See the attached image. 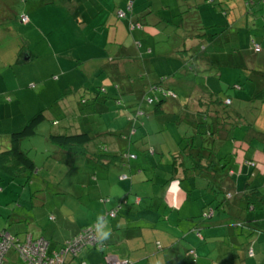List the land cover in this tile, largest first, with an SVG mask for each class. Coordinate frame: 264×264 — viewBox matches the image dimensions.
I'll return each mask as SVG.
<instances>
[{
    "label": "rangeland",
    "instance_id": "rangeland-1",
    "mask_svg": "<svg viewBox=\"0 0 264 264\" xmlns=\"http://www.w3.org/2000/svg\"><path fill=\"white\" fill-rule=\"evenodd\" d=\"M5 1H7L6 4L8 6L11 5L14 8L19 7L20 9V7L23 6L22 11L29 15L30 20L27 23H22L19 18H16L10 21L6 26L0 28L6 29L8 26H11L15 31V33L11 35H1L0 52L6 50L10 51L12 43H15L17 48L22 46V48L25 49L23 54L32 53L33 55V59L29 63L32 64L30 73H32L35 77H40L42 75L41 80H45L49 84L45 85L43 89L39 88L41 81L39 84H37V88L34 89L27 85L28 89L32 91V94L29 96L23 95L19 103L17 100L14 101V104L18 103V106H15L13 109L15 115L18 116L14 117L11 115V117L7 118V120L2 118L0 121L1 126L9 124L11 121H13V128H15L25 124L27 120L24 121L23 118L26 116L29 119L39 111H43L45 115V118L37 127L36 135L23 138V144L21 146L23 151H26L36 162L37 168L33 173L31 180L28 181L25 175H21V173L17 176H15L16 174L13 176L6 172H0V185L3 187V190L0 192L2 193L5 191L9 195L8 198L3 200V204L0 206V229L1 227H7L8 229L10 228L13 230L17 226L23 227L24 225H28L30 223L31 226L36 228V233L39 235H44V237L50 240L52 244H54L53 242L62 244L73 236L75 233L74 228L82 224L86 226H95L98 224L97 230L99 232L102 233V231H107L108 236L116 237V235L121 231L116 229L109 233L110 230L108 229H110V226L115 223L117 218L125 216L124 212H130V210H132V212H130L131 214L142 217L144 220H147L145 215L150 214L149 206L153 208H159V211L163 213V203L166 202V200H163L162 195V192L165 190H163V184L165 179L169 176L167 173H159L158 176L161 177H157V174H155L157 168L160 167L162 170L166 169L167 171L170 168L171 171L172 153L174 150H181V152L183 151L186 143L185 135L195 134L196 139L198 140V132L201 131L203 127L205 129V126L208 123L207 121H211L213 118H209L207 120L206 118L202 119L201 117L204 115L200 111L197 113L195 118L187 115L181 120L179 118L178 111L180 108L178 106L174 107V113L163 112V114H159V117H154L155 119L153 121L155 126L153 128L158 131L154 136L157 137L159 136L158 133H160L163 138L169 139L171 141L175 137L176 145L172 149H170V146L162 148L165 150V154H162L164 153L162 150V152L157 154L152 153L148 155L145 150L146 138L144 137V133L146 131L145 128L143 129L142 124L140 123L145 116L138 113L139 119H135L132 116L133 114H128V112L132 111L128 108L127 112L125 113L123 109L126 104L121 96H119V99L116 101L117 104L111 101V111L106 110L105 112L98 111L97 113H90L89 117V110L86 111L88 113L85 115L79 116L78 114L86 107L84 104H80L76 106V108L70 109L66 113L62 107L64 106L63 104L69 101L72 102L73 107H75L73 100L75 98L81 99L82 96L80 94L75 95L71 89L67 91L63 90L62 88L63 82H68L67 80L75 81L77 76L75 74H68L67 78V75L62 74L63 71L60 69L57 71L55 67L59 64L70 67V65L74 64L75 62L76 65L81 66L84 62H89L86 60V58L92 54L91 51H93L94 48L99 45L105 47L103 43L106 40L105 36H107L108 32H110L111 36H115V31H117L118 39L123 41L125 38H127V27L125 22L116 18L111 11H109V15H104L102 19H93L91 21V16L88 14V12H82L74 9L73 7L69 8V6L65 3V0H55L54 3L41 7H38V5L35 4L36 0ZM104 1L106 4L109 2V0ZM212 4L213 3H203L200 5L197 14H199L200 18L204 21V24L205 22L207 25L208 23L212 24L215 22L217 25H220L219 27H215V29L219 30L224 27L222 25H225V22H229L231 17H234L233 14L236 13L238 9L240 11L243 9V1L240 0H216L214 5ZM252 4L253 3L249 5L250 8H254L252 7ZM236 5H238L237 9L234 8ZM107 8H110V6H107ZM220 8H226V12H229V17L225 15L226 12ZM250 8H248L247 12H245L248 16L250 15L251 19V23L249 22V31H251L250 34L256 38L258 43H262L264 47V33L262 34L259 31L262 26L260 25L262 20H260L257 15L260 14V11L254 12L252 10L255 9ZM262 11H264V9ZM107 23H109V25H106ZM242 23V19H239L236 25L237 28H240ZM244 25L247 24L245 23ZM109 28L111 31L108 30ZM155 30L156 37L163 36L162 34L157 33L158 31H162L163 27L157 26ZM242 31L243 30H241V42L248 44L251 38H249L248 32ZM205 42L209 43L210 41L206 40L204 41V44H206ZM229 43L231 44L232 41H229ZM162 47H165L167 50L170 48L169 45H163ZM245 50L250 56H248L247 61H244V63H247L246 65L244 64L240 68L236 67L238 78L231 69L228 70V76L224 74L222 78H219L213 74L209 69L206 71L203 70L201 63L202 58H199V56H195L193 52H190L189 56L192 58L191 62H193L191 64L184 63V65H182L179 70L180 72L177 71L176 74H173L176 79L188 76L190 78V81L187 82L188 87L186 86V88H181V85L177 83H172L171 85L172 89L177 93V96L179 95L181 100L182 98L184 99L183 108L189 111V101L194 99L196 96V94L192 93L195 90H192L189 86H191L193 83V86L201 85L200 87H202V84H204L209 88L208 90L210 92L213 91L216 94L222 96L229 94L233 97H236L234 104L236 106H240V104H242L244 110L248 109L252 111V107L247 105L250 104L253 106L256 99H259V105L261 106L257 107V109H253L255 113L257 112L254 120H256L258 117V122L260 125L263 124L262 127L264 128V107L262 103V101L264 102V90L259 91V97L256 98V96H253L250 93V85L246 79L250 77L251 74V72H249V68L253 67V69H255L256 63H254V61L256 59L258 61L264 62V48L263 50L254 51V48L248 47ZM257 65H259V62ZM3 66L4 64L0 62L1 79L6 80L10 85L16 84L17 81H19L20 84H23V75H21L19 71L20 65H18V70L16 72L17 77L14 71L16 70V64H12L9 67ZM259 70V73L264 75V69H258V71ZM167 73H171V68ZM58 74H60L59 79L53 77ZM156 77L157 76L154 75L152 81H154ZM164 79L167 80V77L165 76ZM52 81L54 84H51ZM59 82L62 83V87L59 85ZM1 83L2 81L0 80V84ZM234 83H236V89L234 87ZM238 84L246 88L237 90V88H239ZM185 93H191L190 100H185ZM127 96L131 98L136 97L134 93H128ZM238 97L249 98V101L239 100ZM141 103L143 104V107L151 106L150 104H147V97H144ZM191 103L192 102H190V105L193 106L197 102ZM3 108L4 106L1 105V111ZM139 110L144 111L143 109L138 108V111ZM153 113L154 112L151 114ZM243 115L244 119L248 121L245 116L246 114ZM260 115L262 116L260 117ZM123 117H128L130 120L126 130L130 138L133 140L131 142L130 139L131 145L126 150L129 153H134L137 157H139V160H136L135 158L130 160L129 163L132 165V171H129L128 168H123V170H126L128 173L126 174V176L128 175V179L126 181H122V184L128 185L126 188L127 190H124L127 191L126 198H128L130 202L127 204L129 207H125L123 205L122 208H118L120 199L124 196L125 191H118L116 186L99 190L98 188L91 185L94 180L83 185L84 182L89 179V175L82 174L83 170L87 171L88 169L87 165H83L85 162L83 157L79 155L81 158L77 159V161L70 158L68 163V159L66 162H60V159L54 152L57 147L54 146L49 140L48 135L50 132L67 133L66 130H73L72 128L68 127V123L73 125L82 124L85 131L89 132L93 136V139L96 138L95 142L98 143L101 142V138L104 135L102 131L107 130L109 127H115V129H119V119ZM175 120L178 122L177 125L174 123ZM242 126H239L238 129L240 130V128L247 127ZM178 130L182 134H179L180 137L184 135L182 140L180 138L179 143L178 136L176 135ZM187 130L188 133L185 132ZM96 131L101 134H95ZM147 131L149 132V129H147ZM168 135H170L172 138ZM1 136L2 134H0V137ZM93 139L90 146L93 144ZM152 143H154V141H152ZM0 144L3 145L1 140ZM240 144L241 146L237 147L236 151L238 160L243 161V157L252 158L251 160L253 165L249 166L253 168L256 167L255 169L259 170L258 175L260 176V180H262V173L264 172V142L257 138L248 142L240 141ZM224 146L225 148L226 146L231 147L230 143H226ZM257 149L259 157L263 159V161L253 158ZM228 150L231 149L229 148ZM124 157L127 158L126 152ZM146 158L149 160L147 165L142 163ZM165 161L168 165L165 163ZM133 163H141V165L135 167ZM223 163H225V161H223ZM187 164L190 165L188 161ZM153 165H155V168L151 167ZM117 167L118 166H113L112 169ZM89 171L92 173L93 169L89 168ZM118 173V170L113 173L117 178V182L119 179H124L120 176L121 174L118 176ZM225 176L226 175L224 172L223 176L216 180V188L231 184V180H227ZM90 178L92 179L93 176ZM160 179H162V181H160ZM113 183L114 182L111 184ZM102 196H104L105 199H108L106 203L102 201ZM136 196L142 197V205L144 206H141L145 207L146 209L144 208L138 212L139 209H136L138 204L134 203ZM227 197V201H230V198H232L231 196ZM218 198L221 200L223 195L218 194ZM233 200L234 198L232 201ZM152 203L155 204V206L152 205ZM212 203L216 204V201L213 199ZM2 206H6L8 208L5 209ZM113 209H118L117 216L111 218L107 214ZM260 210L261 208L258 207L257 212H260ZM13 211H15V213H21L23 219L17 222L14 218H11V213ZM51 213H54L56 216L54 220L49 219V215H51ZM29 214L31 217H29ZM103 217L105 218L103 219ZM210 219H213V221L215 220L213 216L208 220ZM26 221L27 223H25ZM160 224L164 225L165 222L162 221ZM148 238L149 240L146 244L145 251L149 252L152 251L154 247L157 248L159 245L156 246L155 243L158 242H155L153 235L148 234ZM105 241L106 243H109L108 240ZM182 243L185 244L184 241H182ZM105 246L106 245L103 247ZM92 248L93 247H83L78 253L79 257L92 264L104 262L105 250L102 252L99 247ZM241 249L242 246L240 244L232 243L228 253L230 254L231 252L230 256H226L225 258L220 257L214 264H238L240 262V257L243 256L240 251ZM106 253L112 255V253L110 254L107 250ZM196 254L199 255H196L198 258H203L201 264H212L211 261L205 259V253H200L198 250ZM79 257L71 261L70 264H79L77 260L80 259Z\"/></svg>",
    "mask_w": 264,
    "mask_h": 264
},
{
    "label": "crops",
    "instance_id": "crops-1",
    "mask_svg": "<svg viewBox=\"0 0 264 264\" xmlns=\"http://www.w3.org/2000/svg\"><path fill=\"white\" fill-rule=\"evenodd\" d=\"M234 8L237 9L238 5H236V7ZM244 8H246V6L243 3V9H242L243 12H244ZM242 11L238 9L237 12L233 14L234 18L231 17L232 20L230 19L229 22L227 21L225 22V25H223L224 29L227 28L226 30L230 31L236 37V39L231 40L232 41L231 44L227 43L226 45H218L211 43V44H207L206 47L204 48L205 50L203 52V55L205 54L212 55L213 53L218 54V52L220 53L221 66L217 65L218 61L211 62L210 64L201 62L203 70L206 71L209 69L213 74H215L219 78H222L224 74L228 76V72H229L228 70L230 69L233 70L234 74L237 76L236 68H230L227 66V58L226 57L223 58V53H226L229 50V48H233L235 46H238L241 49H247L248 47H250V41L248 42V44L241 42L242 41L241 30H243L242 32L244 31L248 33L251 32L248 31V26L247 28L244 25L241 26L240 27L241 30L236 26L239 19H242V21L245 22V16L242 14L243 13ZM164 12L169 13V11L167 10ZM166 17L172 18L170 17V15H167ZM247 17H248L247 21H250L251 20L250 15ZM258 18L262 20V22L260 23V25H262V28L259 29V31L260 33L263 34L262 30L264 29V25H263L264 19L263 18L261 19L259 15ZM208 31H212V30L208 29ZM4 33L13 34L15 33V31L12 28L5 29L4 31L2 30L0 31V37ZM136 37L142 40V45L139 47L135 45V41L132 40V38H125L122 41L123 43L122 45L119 46L111 45V47L106 49L105 51L100 50L99 46L98 48H94L93 51H91L92 54L86 58V60H88L89 62L87 63L84 62L83 65L81 66L76 65V62L74 64H71L70 67L65 65L63 66L61 64L57 65L55 69L57 71H59V69L63 71L62 74L67 75V78H68V74L71 75L75 74L77 76V79L75 81H69V80H67L68 82L62 81L63 87H62V83L59 82V85L63 88V90L69 91L71 89L75 95L80 94L82 96L81 99L75 98L73 100V102L75 103V107H73L72 102L69 101L64 103L63 104L64 106L62 107L67 113L70 109H74L76 108V106L80 104H84L86 107L78 115L83 116L86 113H88L86 111L90 110L88 114V116L90 117V113H97L98 111L105 112L106 110L111 111L112 108L111 101L117 104L116 97L121 96L126 104L123 109L125 113L127 112L128 109H131L132 111L128 112V114L131 115L135 112V110L141 108L147 114V116L144 117L145 120L143 119V121L145 122L144 124L145 126L144 127L142 126L143 129L145 128L146 131L144 133V137L147 139V140L145 139V147H149V146L155 147L154 154L162 152V150L164 152L162 154H165V150L162 148H165L167 146H170L171 147L170 149L174 148L176 145L175 142L176 138L173 136L174 138L171 141L169 139L163 138L160 133H158L159 136L155 137L154 135L158 131H156V129L153 128L155 127L153 124V121L155 119L154 117H159V114H163V112L174 113L175 106H178L180 108L178 112H179V118L181 120L184 119L185 116L187 115L195 118L198 112L200 111L202 112L203 108L204 110H208V113L212 115L214 113L212 111L213 105H211L209 108L207 107L202 108V106L198 103L200 101V98L201 100H203L204 103H207V97H206L207 95L204 94L210 91L208 90L209 88L206 87L204 84H202V87H200V85L193 86L192 83L191 86L189 87L192 90H195L192 92L196 94L194 99L190 100L191 93H185L186 96L185 100L186 99L190 100L188 104L189 111L183 108L184 99L182 98L181 100L179 95L176 96V98H167L166 102H164L160 106V111L158 113H153L155 115L149 114L152 113L153 110L152 106L143 107L142 103L140 104L135 103V105L132 104L133 102L139 100V96L142 94L143 89L147 88V86L150 84H155L159 82L161 78L165 76L167 77V80H165L164 84L166 86H169L170 88H172L171 87L172 83H177L181 85V88H186V86L188 87L187 82L190 81L189 80L190 78L188 76H184L180 79H176L173 76V74H176V72L180 70L182 65H184V63L187 62L182 60V58L178 54H167L165 52V47H160L159 45L157 46L154 43L155 38L151 35L149 30L148 31L143 30L137 32ZM192 44L194 45V47H196L195 42H192ZM24 50L18 52L17 49L14 48L13 50H11L10 53L11 55L8 56L7 58L8 60H14L16 63V70H14L15 75L18 70V65H20L19 71L21 75H23L22 76L23 80L21 77L23 84H20L19 81H17L16 84L10 85L6 80L0 78V80L2 81V83L0 84V106L1 105L4 106L2 111L0 109V115H1L0 121L2 120V118L7 120V118L11 117V115H13L14 117L18 116L15 115L13 109L15 108V106H18V103L23 95L29 96L32 94V91L28 89L27 85H29L31 88L34 89L37 88V84H39L41 81L39 88L43 89L45 85L49 84L45 80H41L42 75L40 77H35L33 76L32 73H30L32 64L29 63L33 59V55L32 53L23 54V52H25ZM106 58H108L107 60L113 58L114 61L110 63L111 64H113L114 62L115 63L113 66H107V67L105 66V69H103L102 66L99 64V61L104 60ZM258 62L259 65H257ZM188 63L191 64V60L188 61ZM254 63H256L255 69H253V67H250L249 71L252 70L253 72H251L250 77H248V79L246 78L249 85L251 84L249 89L250 93L256 89L255 87L256 84H258V88L259 85L262 86L264 84V75L260 74L259 72H256L258 69H264V62L258 61L256 59ZM6 67H8V65H6ZM170 68H171V73H167L170 70ZM154 75L157 77L154 81H152ZM53 77L59 79L60 74ZM100 77H103V79ZM99 79H102L101 84L99 83ZM236 83H234L235 89H236ZM51 84H54L53 81L51 82ZM97 84H100V86H98ZM116 84H118L117 87H115ZM237 90H241V88H237ZM128 93H134L137 97H132V98L128 97L127 96ZM227 96L231 98V104H230L231 108H234L233 110L238 112L239 115L242 117L241 118L242 121L241 120L240 121L243 124V126H247L246 128H240V130L237 128L234 131V135L235 134L238 135L240 138H242L244 142H248L257 138L262 142H264V128L262 127L263 124L260 125V123L258 122V117L256 120H254V117L256 116L257 112L255 113L253 109H257V107L261 106L259 105V99H256L253 106H251L250 104L247 105L252 107V111H250L248 109L244 110L242 104H240V106H236L234 104L236 97H233L232 95L228 94L224 96V98ZM238 99L249 101V98L238 97ZM15 100H17L18 103L14 104ZM190 102L192 103L197 102V103L192 106L190 105ZM262 103L264 107V102L262 101ZM240 112L246 114L245 116L248 121L244 119V115L241 114ZM262 115H260V117ZM23 119L24 121H26L28 120V117L26 116ZM129 122L130 120L128 117H123L119 119V129H115V127L107 128V130L102 131L104 135L101 138V142L98 143L95 142L96 141L95 138L93 139V144L91 146L90 145L88 146L92 154L99 151L108 152L109 154H118V155L120 154V158L116 159L115 162L110 163V161H108L107 159L102 161L100 158L96 156L95 158H92L85 155H81V157H83L85 161L83 165L84 166L87 165L88 167L87 171H84L82 166V170H83L82 174L89 175L88 176L89 179H87V181L84 182L83 185L87 184L90 181L92 182L94 180L91 185L98 188L99 190L106 189L107 187L116 186L117 187L116 189L118 191H125L124 196L120 199L119 202L120 204L118 205V208H122L123 205L126 207L128 206L127 204L130 202V200L126 198V193H127L126 188L128 187V185L122 184L123 183L122 181H126L128 178L126 177L122 180L118 178L119 180L117 182V178L113 174L117 170L119 172L118 176L120 174H121L120 176L124 174L125 175L128 174L126 170H123V168L125 169L128 168L129 171L133 170V168H131L132 165L129 162L134 158H129V157L125 158L122 156L125 155V152L127 156L128 151L126 149L129 148V146L131 145L130 143L131 138L126 130ZM174 123L176 125L178 124L176 120L174 121ZM13 126H14L13 121L3 126H1V122H0V131H1L0 134H2L0 140L3 143V145L0 144V146H2L3 148H9V142L7 141L9 133L13 130L21 128L23 125L15 128H13ZM68 127L72 128L73 130L71 131L66 130L67 133L85 131L82 124L73 125L68 123ZM147 129H149V132L147 131ZM185 132L188 133V130ZM50 134H52V132H50L49 135ZM95 134H101V133L96 131ZM179 134L181 133L178 130L176 132V135L178 136V143L180 142ZM168 136L171 137L170 135ZM220 137L224 138L225 137L224 133H222ZM226 137L228 136L226 135ZM152 141H154V143H152ZM226 143H230L231 147L226 146L225 148L223 144L219 153L215 155L216 157L221 158L225 154L230 155L229 154L230 152L231 154L233 153L234 142L226 141ZM22 144H23V139L20 141L21 146ZM56 147L57 149H55L54 152L60 159V162L62 161L66 162L68 159L67 161L68 163L70 158L76 161L77 159L81 158L76 153L67 154L63 152L60 147L58 146ZM229 148L231 150H228ZM173 153L178 155L176 150H174ZM253 158L263 161V159L259 157L258 149L256 150ZM135 159L139 160V157L136 156ZM173 159L174 157L171 158V163L173 162ZM180 159L181 157H179L178 161ZM247 159H250V161H252L251 160L252 158H247ZM148 161L149 160L146 158L145 160H143L142 163H145L147 165ZM107 162L108 164H104ZM133 165L135 167H138L141 165V163H133ZM155 165L151 167L155 168ZM249 165L252 164L248 163V161L246 160L239 161L238 159L234 158L233 168L230 169V171L225 174L226 179L231 180L230 181L231 184L222 186L223 190L226 191L225 194H228V196H231L232 198H230L231 199L230 201H227L228 199L227 197L223 205H221L219 208L216 207L217 200H215L216 204L212 203L213 190L211 184L208 183L207 174L206 175L203 174L202 176H199V175H194L191 172L190 173L191 175H189L187 178L183 177L182 179H176V178H171L172 170L170 171V168L168 169V171L166 169L162 170L160 167L157 168V171L155 173L157 174V177H161L158 176L159 173L160 174L167 173L169 176L165 179L163 184L164 185L163 190L164 189L165 190L164 192H162L163 193L162 195H163V200H166V202L163 203V208H162V210H164L163 213L159 211L160 210L159 208H153L149 206L150 214L149 215L146 214L145 217L147 218V220H144L142 219V217H138L134 214H131L130 212H132V210H130V212H124L125 216H122L121 218H117L115 220V223L110 226V229H108L110 230L109 233L116 229L120 230L121 232L117 234L116 237L108 236L106 238H102V233L97 230L98 224H96V234L99 238V244L97 247H99L102 250V252L105 250L104 256L109 255L106 253L107 250L110 254L112 253L113 256H116L120 259L129 260L130 264H201L203 258L197 257L199 256L196 254L198 250L200 253L202 252L205 253L206 255L205 259L211 261V263L214 264L216 260L220 257L221 258H225L226 256L229 257L231 254V252L230 254H228L230 245L232 243H236L242 246V249L240 251L243 255L242 257H240L239 259L240 262L238 264H264V213H263L264 207L261 208L260 212H257L258 208L252 205L247 206V203L241 199V195L245 187L244 186L245 180L249 178L253 180L255 184L257 183L260 185L262 180L264 181V172L262 173L263 178L262 180H260V176L258 175L259 170L255 169L256 167L253 168L250 167ZM113 166L115 167L118 166V167L112 169ZM89 168L93 169L92 173H90ZM219 174L221 176H219L218 178H214V176H216V174L214 173L209 174V177L213 178L214 181L216 182L217 179L223 176V171H221ZM92 176L93 178L91 179L90 177ZM109 181L110 182L112 181L114 183L111 184L112 182L110 183ZM160 181H162V179H160ZM216 184L217 183H215V185ZM2 190L3 187L1 186L0 191ZM8 197L9 195L7 194V192L5 191H3L2 193L0 192V206L1 204H3V200H5ZM233 198L234 200L232 201ZM107 200L108 199H105L104 196H102V201L106 203ZM134 203L138 204L136 208L139 209L138 212L145 208L142 207L144 205H142L143 199L141 196H136ZM152 205L155 206V204L153 203ZM2 207H4L5 209L8 208L6 206H2ZM210 211L213 212L211 216L209 217H206L207 215L204 216L205 213H208ZM53 215L55 219L56 216L54 213ZM212 216L213 218H215V220L214 221L213 219L208 220ZM29 217H31L30 214ZM11 218H14L15 221L19 222L20 220L23 219V216L21 213H15V211H13L11 213ZM104 218L105 217H103V219ZM162 221L165 222L164 225L160 224V222ZM239 222L241 223V225H238ZM25 223H27V221ZM84 227L87 226L82 224L75 227L74 228L75 233L73 234L72 237L78 234ZM132 229H136V230H132ZM2 230H6L11 235H15L20 238H23L26 233H32L34 237H38V236L44 237V235H39L38 233H36L37 232L36 228L34 226H31L30 223L28 225H24L23 227L17 226L13 230L10 228L8 229L7 227H1L0 231ZM148 234L153 235L155 238V242H158L155 243L156 246L159 245L157 248L154 247V249L149 252L145 251L146 244L149 240ZM71 238H69L68 240H70ZM105 240H108L109 243H106ZM182 241H184L185 244H183ZM53 243L54 244H52L51 242L49 243L50 249H54L59 245H61L60 243H55V242ZM179 244L180 246L181 245L182 246L180 247ZM104 245L106 246L103 247ZM192 250H194L197 256L193 254ZM250 250H252V252H250ZM17 254L18 253L15 248H9L3 254V258L0 264H25V262L20 257H17L18 256ZM78 257L79 255L77 254V256L74 257V259ZM79 258L82 259L81 257ZM70 259L71 258L67 260V264H70V262L74 260V259L72 260ZM80 259L77 260L79 261ZM104 263H105V258H104V262L99 264H104Z\"/></svg>",
    "mask_w": 264,
    "mask_h": 264
},
{
    "label": "trees",
    "instance_id": "trees-1",
    "mask_svg": "<svg viewBox=\"0 0 264 264\" xmlns=\"http://www.w3.org/2000/svg\"><path fill=\"white\" fill-rule=\"evenodd\" d=\"M242 1L246 6V8H244V12L242 13L245 16V22L243 21L242 22L244 24L245 23L247 24L244 25L242 23V26L244 25L246 28L248 26V31H249L250 21H247L248 15L245 12H247L248 8H250L249 5L253 3L252 4L253 6L252 5L251 6L254 8H250V9H255L252 10L254 12L260 11V14L257 15H259L261 19L262 18L264 19V11H262L264 9V0H242ZM6 2L7 1L5 0H0V28L6 26L10 21L16 18H19V20L22 23H27L30 20L29 15L22 11L23 6H21L20 9L19 7L14 8L11 5L8 6ZM35 2H36L35 4L38 5V7H41L44 5L54 3L55 0H36ZM215 2L216 0H120V1L109 0V2H107L106 4L104 0H65V3L69 6V8L73 7L74 9H77L79 11L88 12V14H90L91 16V21L93 19H102L104 15L106 14L109 15V11H111L116 18H118L119 20H123L125 22L127 27V31L125 30L127 33L126 34L127 38H132V40L135 41V45L137 47L142 45V40L136 37V33L143 30L145 31L149 30L151 35L155 38L154 43L157 44V46L159 45L160 47H162L163 45H169L170 47L169 50L165 49V52L167 54H178L182 58V60L188 63V61L192 60V58L189 56V53L193 52L195 56H199V58H202L201 62L210 64L211 62L218 61L217 65L221 66L220 53L218 52V54L213 53L212 55L210 54L203 55V52L205 50L204 48L206 47L207 44H211V43L218 45H226L227 43H229V41L236 39V37L230 31L226 30L227 28L225 29L222 28L220 30L215 29V27L220 26L217 25L216 23L213 24L208 23L207 25L205 22L204 24V21L200 18L199 14H197L200 5H202L203 3L205 4L213 3L212 5H214ZM107 6H110V8H107ZM220 9L226 12V8H220ZM166 10L169 11V13L167 12L165 13L164 11ZM91 13L93 14V16ZM23 15L28 16L27 22H23L21 20ZM167 15H170V17L172 18H167L166 17ZM225 15L229 17V12H226ZM106 25H109V23H107ZM157 26L163 27L162 31L157 32L158 34L163 35L161 37L155 36V31H156L155 29ZM8 28H12V27L8 26ZM209 28L212 31H208ZM2 30L4 31L5 29H0V31ZM108 30L111 31L110 28ZM262 32L264 33V29L262 30ZM7 34L11 35L12 33H7ZM7 34L4 33L3 35H7ZM116 34L117 31H115V35ZM248 36L249 38H251L250 45L252 47L250 46V48H254L255 49L254 51L263 50L264 47L262 43H258L256 41V38L250 33H248ZM105 38L106 40L103 43L105 47L99 45L100 50L105 51L106 49L110 48L111 45L119 46L123 44L122 41L118 40L117 35L116 37L111 36L110 32H108ZM205 40H209L210 42L204 44ZM192 42H195L196 47H194ZM14 48L17 49L18 52L24 50L22 46L20 48L19 47L17 48V45L15 43H12L11 50H13ZM96 48H98V46ZM11 50L0 52V62L4 64L3 67H6V65H8L9 67L12 64H16L14 60L7 59L8 56L11 55L10 54ZM230 53H231V57H230ZM248 56L250 55L246 53V50L241 49L238 46L229 48V50L226 53H223V58L224 57L227 58V66L230 68L241 67L244 64L246 65L247 63L246 62L244 63V61H247ZM107 59L108 58L99 61V64L102 66L103 69H105V66L106 67L113 66L115 63V62L113 64L110 63L114 61L113 58L109 60ZM249 72H253V71L251 70ZM256 72H260V71L257 70ZM103 77L100 78L103 79ZM164 78L165 77H163L159 82L155 84H150L147 86V88L143 89L142 94L139 96V100L136 102L132 101L133 102L132 104L134 105L135 103L140 104L142 99L144 97L145 98L147 97V102H148L147 104H150L152 106L153 109L152 112L158 113L160 111V106L164 102H166L167 98H175L177 96V93L172 88L164 84L165 82ZM102 79H99L100 84ZM100 84L97 85L100 86ZM117 86L118 84L115 85V87ZM238 87L241 89L246 88L242 85H239ZM255 87L256 89L253 90L251 94L253 96H256V98H258L260 93L259 91L264 90V84L262 86L259 85V88H258V84H256ZM171 93H173L174 95H172ZM204 95H207L206 96L207 103H204L203 100H201L200 98L199 104L202 107H207V108L213 105L212 111L214 113L211 115L208 113V110H204L203 108L202 113L204 116H202L201 118L202 119L206 118V120L209 118H213V119L211 121H207L208 122L207 125L206 126L204 125L205 129L203 127V129H201V131L198 132L199 135L198 140L196 139L195 134L185 135L186 143L183 148V151L182 152L181 150L177 151L178 155L180 156H178L175 153H172L174 159L172 162L171 178H176V179H182L183 177L187 178L189 175H191L190 174L191 172L192 174L199 176H202L203 174L204 175L207 174L208 183L211 184L213 190V199L217 200L216 207L219 208L221 205H223L228 194H225L226 191H224L222 187L216 188L215 183L217 182H215L213 178L209 177V174L214 173L216 174V176L213 175L214 178H218L219 176H221L219 174V171L220 172L223 171V173L225 172L226 174L230 171V169L233 168L234 158L238 159L236 153L237 147L241 146L240 141H243L242 138L240 137L238 138V135L236 134H235L236 136L234 135V131L243 124L241 123L242 117L239 115L238 112L233 110L234 108H231L230 106L231 101L230 103L225 102L226 98H230L229 96L224 98V96L226 95L222 96L216 94L213 91L208 93L206 92ZM118 99L119 97H116V101ZM138 113L144 115L145 117L147 116L145 111H141V110L139 111L135 110L132 116L135 119H139ZM44 118L45 116L43 111H39L34 116L29 118L21 128L13 130L9 133V136L7 138V141L9 142V148H3L2 146H0V172H6L9 175H13V176L15 174H16L15 176H17L18 174L21 173V175H25L28 181L32 178V175L37 167L34 160L27 154L26 151H23V149L21 148L20 141L23 138H27L35 135L37 132L38 125L40 124V122L43 121ZM143 119L141 120L140 123L144 127L145 122L143 121ZM222 133H224L225 135L224 138L220 137ZM226 135L228 137H226ZM183 136L180 137L181 140ZM49 138L54 145L60 147L62 151L67 154L76 153L78 155H85L92 158H95L96 156L100 158L102 161L107 159L108 161H110V163H113L115 162L116 159L120 158V155L109 154L108 152L99 151L92 154L88 146L91 144L93 136L87 131L74 132V133H52L49 135ZM226 141L234 142L233 153L231 154L230 152L229 153L230 155L225 154L221 158L216 157L215 155L219 153L221 147L223 146V144L226 143ZM145 150L148 155L155 153V147L153 146L146 147ZM180 152L181 154H179ZM131 155H135V154L127 153V157L136 158V155L135 157H132ZM179 157H181L182 160L180 159L178 161ZM243 158L244 160L248 161V163L253 165L250 159H247L246 157ZM187 161L188 163H190V165L187 164ZM223 161H225V163H223ZM104 164H108V162ZM263 182L264 181L262 180V182L259 185L257 183L255 184V182H253V180L249 178L245 181V185H244L245 187L241 195V199L247 203V206L252 205L256 208L264 207ZM218 194L223 195V198L221 200L218 198ZM210 212L205 213L204 216L207 215L206 217H209V215L210 214L212 215L213 213L212 211ZM238 225H241V223L239 222ZM192 251L193 254L196 255L194 250Z\"/></svg>",
    "mask_w": 264,
    "mask_h": 264
},
{
    "label": "built area",
    "instance_id": "built-area-1",
    "mask_svg": "<svg viewBox=\"0 0 264 264\" xmlns=\"http://www.w3.org/2000/svg\"><path fill=\"white\" fill-rule=\"evenodd\" d=\"M21 20L27 22L28 16L23 15ZM171 94L174 95L173 93ZM230 101V98H226L225 100L226 103H230ZM131 156L135 157V155ZM121 177L126 178L127 176L124 174ZM117 211L118 209H113L107 215L115 217ZM49 219H54V215H49ZM98 241L96 225L84 227L70 240L54 249L49 248L50 242L43 236L34 237L32 233H26L23 238H20L11 235L6 230H2L0 231V262L6 250L15 248L25 264H67V260L69 258H71L70 260L74 259L83 247H97ZM104 258V264H130L129 260L120 259L113 255H105ZM78 262L79 264H92L84 259H80Z\"/></svg>",
    "mask_w": 264,
    "mask_h": 264
},
{
    "label": "clouds",
    "instance_id": "clouds-1",
    "mask_svg": "<svg viewBox=\"0 0 264 264\" xmlns=\"http://www.w3.org/2000/svg\"><path fill=\"white\" fill-rule=\"evenodd\" d=\"M107 236H108V232L107 231L102 232V238H106Z\"/></svg>",
    "mask_w": 264,
    "mask_h": 264
}]
</instances>
